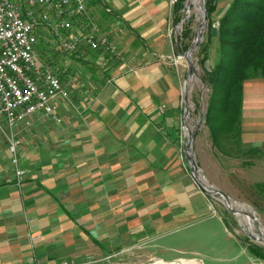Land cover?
Returning a JSON list of instances; mask_svg holds the SVG:
<instances>
[{
    "label": "crops",
    "instance_id": "crops-1",
    "mask_svg": "<svg viewBox=\"0 0 264 264\" xmlns=\"http://www.w3.org/2000/svg\"><path fill=\"white\" fill-rule=\"evenodd\" d=\"M168 1L92 0L90 12L108 35L115 21L121 34H134L123 49L130 58L115 60L114 47L113 52L101 47L94 51L111 58L101 59L107 68L103 79L84 70L78 76L66 73L61 80L69 98L59 103L61 123L42 113H35L30 125L11 128L0 120V264H146L154 261L148 244L152 228L184 210L178 196L199 192L205 198L178 157L179 130L173 121L178 89L153 53L169 48ZM87 24L83 19L81 26ZM84 44L75 52L62 47L73 54ZM109 71L113 77L105 76ZM242 113V147L258 150L242 156L250 164L237 169L247 174L264 168L263 80L247 82ZM200 135L206 170H214L221 158L222 173L236 172L234 158L218 153L210 136ZM11 137L20 141V178L9 151ZM193 206L191 213L195 207L206 209Z\"/></svg>",
    "mask_w": 264,
    "mask_h": 264
},
{
    "label": "rangeland",
    "instance_id": "rangeland-1",
    "mask_svg": "<svg viewBox=\"0 0 264 264\" xmlns=\"http://www.w3.org/2000/svg\"><path fill=\"white\" fill-rule=\"evenodd\" d=\"M232 1H219L217 11L213 17L215 21L218 22L225 14ZM175 2L176 0L168 1V12L166 16V34L169 39V48H166L167 51L162 48L153 53L157 58L159 57L160 66L165 68L164 70L170 75L178 89L179 106L173 119L179 130L177 136V145L179 147L178 157L181 158L182 156L183 158L184 165L182 168L184 166L186 167L184 169L186 177L191 175L189 178L197 184L192 173L190 162L192 154L186 151L189 134H192L195 139L191 143V150L198 164L199 177L202 180L203 186L210 190H218L226 194L230 198L231 208L236 212L233 213L226 207L220 195H208L202 190L203 187L199 188L205 198L199 195V192L190 197L178 196L176 203L183 206L184 210L182 208L177 211L178 218H174V212L170 213L172 219L160 227L152 228L148 244L151 246L152 258H154L152 260L154 261H148L146 264H157L159 261L155 260L172 261V263L166 264H179L183 259H193L198 261L199 264H264V260L257 259L249 250L250 246L264 249V193H260L257 190L255 187L256 183L253 184L256 181L259 182V180L264 179V168L260 167L254 172L248 171L247 174L243 173V171L237 168L241 164V167L243 166L244 168L250 163H248L247 158L240 156L239 158H234V162L231 164L232 169H236L234 173H222L221 170L224 168V161L221 158L216 159V164L213 166L214 170L211 168L207 169V171V159L201 154L198 144V141L202 140L200 134L204 133L209 136L208 128L205 125V115L211 91L203 79L205 77V71L215 68L219 56V48L216 42H213L208 60L203 65L200 63V46L207 39V27L201 44L192 54L196 76L194 81L192 83L190 82L188 90L190 115L186 118V122L190 132L181 124L185 110L184 85L189 75V67L187 60L183 57L187 51L177 55L175 53V46H177L178 39L183 33L184 24L189 22L193 29V35L190 39L191 47L197 36L198 27L203 22L204 15L201 0H188L183 16L185 23L181 21L180 24L176 25L173 22L172 15V8ZM90 8L89 6L86 15L87 18L85 17L89 21V25L87 24L88 27L86 26L87 28L85 29L81 28L82 31L85 30L86 34L96 35L97 41L107 39L108 44L110 46L112 45L111 47L115 49L116 53L111 54L114 55L115 60L123 61L124 57L126 60L130 58L123 49L129 45L134 34H131L130 37L129 34H121L118 31L119 22L115 21V27H112L111 32H109L111 36L108 35L103 24L97 23L94 18L95 14L90 12ZM41 32L44 34H39V45L36 48L38 58L42 61L41 64L54 70L53 72L57 73L60 79H63L66 73L67 76L81 75L83 70L86 74L97 75V77L103 79V73L107 71V68L100 62L103 58H106V61L110 60L111 58H108V55L103 54V52L91 50L84 43H82L84 47L83 45L81 46L83 47V51L78 50L76 53H69L62 47L61 38L46 35L45 30ZM135 37L137 38V36ZM39 48L41 50L38 52ZM71 66L75 68L71 69ZM111 74L109 71L105 76L110 77L109 75ZM113 76L112 74L111 77ZM168 109H170L169 106L162 108L163 115L168 113ZM181 125L182 129H180ZM3 126L7 129L5 125ZM164 127L167 126L164 125ZM208 145H211V143L209 142ZM170 202L171 199L168 198L165 205L170 204ZM191 206L205 207L206 209L198 210L195 207L194 212L191 213V211H188ZM247 215L254 219L253 227L250 221H248ZM223 219L225 224L221 222ZM238 242H241L243 247ZM246 249L249 252V259Z\"/></svg>",
    "mask_w": 264,
    "mask_h": 264
},
{
    "label": "built area",
    "instance_id": "built-area-1",
    "mask_svg": "<svg viewBox=\"0 0 264 264\" xmlns=\"http://www.w3.org/2000/svg\"><path fill=\"white\" fill-rule=\"evenodd\" d=\"M91 2L0 0V120L6 119L11 128L20 122L30 125L35 113L61 123L59 103L69 98L59 75L39 61L36 47L40 31L61 38L62 46L71 52L82 43L92 50L103 47L113 52L107 39L97 41L96 35L81 29ZM19 145V140L9 139L18 178L24 174L19 168Z\"/></svg>",
    "mask_w": 264,
    "mask_h": 264
},
{
    "label": "trees",
    "instance_id": "trees-1",
    "mask_svg": "<svg viewBox=\"0 0 264 264\" xmlns=\"http://www.w3.org/2000/svg\"><path fill=\"white\" fill-rule=\"evenodd\" d=\"M219 1L206 0L209 16L207 39L201 44L199 53L203 65L210 56L213 42L219 48L217 65L205 71L203 79L211 91L205 125L218 153L227 158L252 156L258 150L245 151L242 147V109L247 82L255 79L264 81V0H233L217 22L213 17ZM187 2L176 0L173 5V22L176 25L184 20ZM214 28H218L216 37L212 34ZM192 35L193 29L186 22L175 46L177 55L189 50ZM255 187L264 193V184H256ZM249 250L257 259L264 260V249L250 246Z\"/></svg>",
    "mask_w": 264,
    "mask_h": 264
},
{
    "label": "water",
    "instance_id": "water-1",
    "mask_svg": "<svg viewBox=\"0 0 264 264\" xmlns=\"http://www.w3.org/2000/svg\"><path fill=\"white\" fill-rule=\"evenodd\" d=\"M201 7H202V10H203V22L202 24L199 26V29H198V33H197V36L193 42V44L191 45L190 49L185 53V55L183 56L186 60H187V63H188V67H189V75H188V78L185 82V85H184V101H185V110H184V117H183V125L186 127V129H188L189 131V128H188V125H187V122H186V118L189 117L190 115V109H189V100H188V90H189V84L191 81H194L195 79V76H196V69H195V65L192 61V54H193V51L201 44V40L204 36V32H205V29L206 27L208 26V23H209V16H208V12H207V9H206V0H201ZM185 20H183L182 22H184ZM217 33H218V29L217 28H214L213 29V37H216L217 36ZM190 132V131H189ZM195 139V137L191 134H189V142L187 144V147H186V151L190 154H192V157L190 158V162H191V167H192V173L194 175V178L195 180L197 181L198 185L202 188V190L208 194V195H220L225 204H226V207L232 211L233 213H235L236 211H234L232 208H231V204H230V198L224 194L223 192L221 191H218V190H210L209 188L203 186V183H202V180L200 179L199 177V167H198V164L196 162V159L194 157V154L191 150V143L192 141ZM248 218H250V216L247 215Z\"/></svg>",
    "mask_w": 264,
    "mask_h": 264
},
{
    "label": "bare ground",
    "instance_id": "bare-ground-1",
    "mask_svg": "<svg viewBox=\"0 0 264 264\" xmlns=\"http://www.w3.org/2000/svg\"><path fill=\"white\" fill-rule=\"evenodd\" d=\"M198 2V1H197ZM199 28V27H198ZM193 81H191V83H192ZM207 186V185H206ZM253 220L254 219H252L251 217L250 218H248V221H250V224H251V226L253 227ZM252 232V231H251ZM157 264H165V263H162V262H158ZM178 264V263H177ZM179 264H199L198 262H195V261H190V262H186V261H182L181 263H179Z\"/></svg>",
    "mask_w": 264,
    "mask_h": 264
}]
</instances>
